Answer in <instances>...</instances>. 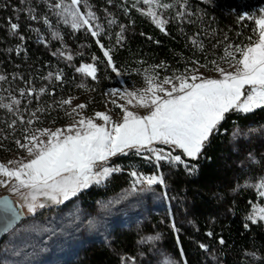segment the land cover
<instances>
[{
    "label": "trees",
    "instance_id": "trees-1",
    "mask_svg": "<svg viewBox=\"0 0 264 264\" xmlns=\"http://www.w3.org/2000/svg\"><path fill=\"white\" fill-rule=\"evenodd\" d=\"M56 2L0 0V145H6L7 153L19 150L16 138L24 126L67 122L71 103L63 104L64 100L82 95L86 111L103 108L106 91L119 83L117 71L140 83L138 73L152 66L172 74L188 66L213 70L230 63L225 49L231 45L234 50L257 37L255 18L264 9V0H163L170 7H163L167 23L162 31L131 0H81V10L95 13L99 35L93 36L86 28L64 23L55 11ZM13 23L18 25L15 31ZM87 64L95 65V79L77 71ZM237 129H248L249 134L234 146ZM262 130L264 108L230 112L196 159L157 161L147 151L134 150L111 157L107 166H120V171L61 205L77 201L84 210L95 208L127 187L128 171L137 169L159 172L167 213L150 214L139 226L115 230L62 264H147L159 249L181 264H264V223L249 219L253 205L261 201L254 183L264 177ZM148 236L151 241L144 242Z\"/></svg>",
    "mask_w": 264,
    "mask_h": 264
},
{
    "label": "snow or ice",
    "instance_id": "snow-or-ice-1",
    "mask_svg": "<svg viewBox=\"0 0 264 264\" xmlns=\"http://www.w3.org/2000/svg\"><path fill=\"white\" fill-rule=\"evenodd\" d=\"M143 2L151 5L158 4L159 0ZM80 3L81 0H70V5H65L61 0L54 7L62 10L58 15L71 17L70 21L65 18V22H70L73 29L86 28L93 36H98L99 31L93 28L99 29V25L92 24L96 19L95 13L90 10L81 12L78 7ZM159 6L170 7L168 4ZM261 11L264 13V9ZM145 14L164 30L167 21L160 18L156 11L150 7ZM255 24L257 38L254 41L249 37L251 43L236 45L234 50H230L233 49L231 45L225 49V57L231 60L230 67L233 70L225 71L217 67L215 70L220 78H204L196 74L191 77L180 75L175 77L178 83H173L168 77L157 83L154 77L149 76L146 77V89L120 94L127 104L131 105L135 100L141 107L150 109L146 115L141 116L124 105H118L123 112L121 122L113 121L107 113L96 112L94 117H81L66 129H41L37 130L39 135L25 136L27 143L17 141L21 148L26 149L30 158L26 161L10 160L8 164L0 163V186L10 185L9 190L18 193L25 202L19 207L26 206L28 212L34 214L38 208L46 207L49 203L61 204L90 185L101 184L112 173L120 171L119 167L107 166V161L117 154H127L133 150L137 153L147 151L157 161L184 163L180 155H172L171 152L153 147L155 143H161L181 149L189 158H198L227 113H250L264 108V15L255 19ZM11 28L15 31L18 25L13 23ZM104 55L112 65L109 51L105 50ZM68 58L71 59V56ZM113 70H116L115 66ZM77 71L96 78L93 64L82 65ZM60 78L57 73L56 79ZM168 84L172 85L170 89L164 87ZM117 91L114 90L113 95ZM62 103L70 104L71 99ZM76 107L82 109L86 105ZM75 110L73 109L74 112ZM96 118L103 123H96ZM28 123L31 124L32 121L29 120ZM192 170L194 168L190 169ZM131 176L135 177L133 189L137 184L150 187L164 183L163 178L157 175L145 177L133 171ZM260 187L264 189V181H261ZM260 195L264 197V190ZM40 197L44 200L41 201ZM253 208L249 219L253 222L256 219L264 220V208L257 209L255 205ZM22 216L23 213L9 197L0 198V233L9 232Z\"/></svg>",
    "mask_w": 264,
    "mask_h": 264
},
{
    "label": "rangeland",
    "instance_id": "rangeland-1",
    "mask_svg": "<svg viewBox=\"0 0 264 264\" xmlns=\"http://www.w3.org/2000/svg\"><path fill=\"white\" fill-rule=\"evenodd\" d=\"M162 1L163 0H159L158 4L153 3L151 5H147L143 2V0H131V2H135L139 9L145 13L151 7L154 11H156L160 18L165 20L162 13L163 7L159 6L163 4ZM60 2L61 0H57L56 4ZM63 3L65 5H70V0H63ZM79 10L85 13L89 11H83L80 8ZM55 11L58 15V13L62 10L55 9ZM261 15H264L262 11L259 12V15L255 19H258ZM58 17L64 23H66L65 18L69 21L71 20L70 16L65 17L58 15ZM95 23L96 19L92 21L93 25ZM66 24L71 26L70 22ZM94 29L95 27L93 30ZM105 50L106 49H104V51ZM230 63L222 64L218 67L225 69V71L233 70L230 67ZM160 69L164 71V68L158 69V66L141 69L138 73V75H140V83L137 78L130 77L127 73L117 71L119 83L110 87L106 91V102L104 107L100 109L96 108L92 111H86V107L82 109L77 108V105L85 104L84 96H74L71 99L70 118L67 122L61 125H47L38 128H33L27 125L24 126V131L18 135V138H16V144L19 148L18 151L7 153L6 145H0V163L8 164V161L10 160L26 161L30 158L26 149L21 148L17 141H20V143H27L24 137L32 134L39 135L37 130H55L57 128L66 129L67 126L76 123L81 117H94L96 112L107 113L112 117L113 121L121 122L123 112L118 105H124L128 108V110L136 112L141 116L146 115L150 109L141 107L135 100L133 101V104L129 105L125 99L121 98L120 95L126 91L139 92L140 90L146 89L148 87L146 77H154L157 83L162 82L165 77L171 78L173 83H178L175 77L180 75L191 77L193 74H196L204 78H220V74L215 70L216 68L210 70L203 65L188 66L185 71H181L179 73L174 72L172 74H162L161 71H159ZM164 87L170 89L172 85L168 84L164 85ZM114 90H118L115 95H113ZM160 95H163V93H160ZM113 101H115V103H113ZM73 109H76L75 112ZM95 122L98 124L103 123V121L98 118L95 119ZM247 131L248 129H237L234 131L232 138L234 146L236 144L235 140L249 134ZM43 139H46V137H43ZM153 147L163 149L165 152H171L172 155L187 157L183 154L181 149L175 148L172 145L155 143ZM143 156L145 158L148 157L147 154H144ZM151 156L154 160H156L152 154ZM9 166L15 167L16 165ZM109 167H119L121 170L120 166ZM133 171L138 174H142L145 177L151 175L160 176L159 172L143 173L137 169L129 170L128 172L130 173V176ZM134 180L135 177L131 176L130 184L127 187L123 188L118 193L107 197L106 199L100 200L95 208L88 211L82 209L78 205L77 201H71L67 205H61L62 203H49L47 206L55 205V207L44 210L37 209L34 214L29 213L26 206L22 207L25 215H28V218L19 223L2 239L0 243V264H62L70 258H75L78 255L80 248L85 247L92 242H99L104 238L109 237L115 230L117 231L127 227L139 226L140 223L143 222V220L150 214H159L164 216L169 207V203L164 192V184L157 183L150 187L146 184H137L135 189H133ZM261 181H264V177L260 181L254 183V188L257 190L259 195L260 192L264 190L260 187ZM103 183H94L92 185H102ZM158 185L162 187L161 191L156 188ZM9 189L10 185L7 187L0 186V196L8 194L20 205H24L25 202L22 197L18 193L11 192ZM260 197L261 201L254 204L257 209L264 208V197L261 195ZM39 199L41 201L44 200L43 197H40ZM253 211L254 208L252 207L249 217L253 214ZM260 221L264 223V220ZM150 241L151 239L149 236L144 240V242L147 243ZM147 264L181 263L166 251L159 249L152 254L150 261Z\"/></svg>",
    "mask_w": 264,
    "mask_h": 264
},
{
    "label": "water",
    "instance_id": "water-1",
    "mask_svg": "<svg viewBox=\"0 0 264 264\" xmlns=\"http://www.w3.org/2000/svg\"><path fill=\"white\" fill-rule=\"evenodd\" d=\"M6 196L9 197L10 200H11L12 202H14V206H17V207H18V210H19L20 212L23 213V216L21 217V219L16 223V225H15V227H16V226L21 222V220L24 218L25 213H24L22 207H19L20 204H19L18 202H16V201H15L10 195H8V194H3V195L0 196V198H2V197H6ZM15 227H14V228H15ZM14 228H12L9 232H11ZM9 232H7V233H0V240H1L5 235H7Z\"/></svg>",
    "mask_w": 264,
    "mask_h": 264
}]
</instances>
